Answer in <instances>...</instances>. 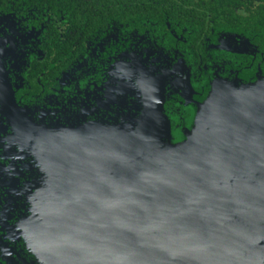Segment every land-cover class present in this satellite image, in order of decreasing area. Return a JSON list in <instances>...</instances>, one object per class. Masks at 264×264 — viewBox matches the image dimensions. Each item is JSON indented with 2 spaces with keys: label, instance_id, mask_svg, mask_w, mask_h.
Returning a JSON list of instances; mask_svg holds the SVG:
<instances>
[{
  "label": "water",
  "instance_id": "1",
  "mask_svg": "<svg viewBox=\"0 0 264 264\" xmlns=\"http://www.w3.org/2000/svg\"><path fill=\"white\" fill-rule=\"evenodd\" d=\"M139 88L138 116L34 124L49 192L0 219V264H264V78L217 82L177 131Z\"/></svg>",
  "mask_w": 264,
  "mask_h": 264
},
{
  "label": "flooded vegetation",
  "instance_id": "2",
  "mask_svg": "<svg viewBox=\"0 0 264 264\" xmlns=\"http://www.w3.org/2000/svg\"><path fill=\"white\" fill-rule=\"evenodd\" d=\"M263 78L264 0H30L1 9L0 219L29 216L49 192L34 124L53 135L87 105L99 121L138 116L142 81L177 131L217 82Z\"/></svg>",
  "mask_w": 264,
  "mask_h": 264
},
{
  "label": "trees",
  "instance_id": "3",
  "mask_svg": "<svg viewBox=\"0 0 264 264\" xmlns=\"http://www.w3.org/2000/svg\"><path fill=\"white\" fill-rule=\"evenodd\" d=\"M22 1H25V3L29 4L30 0H0V10L13 5H20Z\"/></svg>",
  "mask_w": 264,
  "mask_h": 264
}]
</instances>
